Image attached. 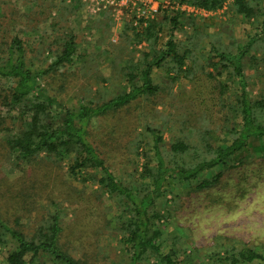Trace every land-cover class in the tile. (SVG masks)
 Listing matches in <instances>:
<instances>
[{
	"label": "trees",
	"instance_id": "trees-1",
	"mask_svg": "<svg viewBox=\"0 0 264 264\" xmlns=\"http://www.w3.org/2000/svg\"><path fill=\"white\" fill-rule=\"evenodd\" d=\"M24 1L29 3L25 4L28 6L27 22L22 26L25 29L36 32L40 24L47 22L46 17L53 10L59 13V20L58 24L50 26V34L42 32L38 36L34 49L40 55L34 57L31 53L35 52L27 41L11 34V28L7 27V8L0 6V162L25 164L32 170L50 167V170L51 166L58 168L66 159L69 162L67 172L73 179L92 184L96 187V200L106 196L117 208L112 220L104 221L101 228L119 237L123 252L115 264H199L189 262V255L184 253L175 237L164 252L162 227L156 223L163 218L161 209L170 202L166 199L167 194L172 198L176 196L173 190L176 182L185 184L184 189L191 185L196 191L212 189L219 184L223 173L233 169V163L250 148L264 152V93L258 99H251L244 75L245 59L256 43L264 40V31L261 36L250 37L234 52L211 45L214 56L199 63L194 59L200 39L198 31L193 32L184 47L174 39V32L182 30L191 17L159 8L153 19L126 22L118 42L112 44L119 52H127L132 43L143 45L135 59L134 54H130L124 65L117 66L116 61L111 64L115 77L124 81L125 87L100 103L81 97L73 104H66L48 93L43 83L47 78L63 75L59 72L61 69L75 66L85 57L87 60L83 64H89L91 56L78 54L77 36L68 27L66 16L75 11L74 5L65 4V0H51L49 7L44 9V0ZM174 1L178 6L216 11L226 0ZM232 10L245 20L260 17L264 26V8L259 10L258 0H232ZM39 57H46L49 61H40ZM207 67L216 74L207 72ZM160 69L170 84L181 78L191 81L201 73V76L213 80L217 88L211 86V89L217 90L218 95H212L210 101L214 107H221L223 116L212 119L211 111H201L200 107L190 111L182 120L179 135H171L167 148L162 132L148 127L151 150H141L142 141L136 142L144 163L138 179L126 184L110 171L105 158L90 141L89 128L99 119L134 105L139 107L142 100L159 95L163 88L154 82L153 73ZM221 71L226 79L238 82L234 96L235 109L242 118L238 127L228 116L233 107L222 100L226 87L220 79ZM98 80L105 82L109 79L98 75ZM202 95L198 98L200 102L204 101ZM228 121L230 124H226ZM196 122L202 124L197 127L193 124ZM221 132L229 137L226 143L216 142L214 135ZM215 169L221 170L211 178H201ZM47 173L39 174L32 187L21 184L16 196L13 195L15 185H8L0 177V199H5L10 207L19 204L23 210L29 209L46 186H43V178H47ZM96 210L94 205L84 210L90 218L88 226L93 229L92 233L96 231ZM107 210L109 215L110 208ZM5 214L10 215L9 209L3 212L0 206L2 264H99L95 254L93 259L78 257L79 245L71 239L74 232L67 231L58 212L41 220L32 232L18 228L16 219L15 227L11 226V218ZM237 242L217 236L213 248L207 250L209 263L202 264H264L262 249L253 244L240 243L239 246Z\"/></svg>",
	"mask_w": 264,
	"mask_h": 264
},
{
	"label": "rangeland",
	"instance_id": "rangeland-1",
	"mask_svg": "<svg viewBox=\"0 0 264 264\" xmlns=\"http://www.w3.org/2000/svg\"><path fill=\"white\" fill-rule=\"evenodd\" d=\"M50 1L44 0V9L49 7ZM65 2L67 5H74L75 8L72 15L66 18L68 27L77 36L78 54L91 56L89 64H83L85 59L87 60L85 57L75 66L61 69L59 72L63 75L44 80L43 85L47 92L66 104H73L81 97L86 101L100 103L125 87V82L115 77L116 72L111 64L116 61L117 66L124 65L130 54H134L135 59L143 45L132 43L128 46L127 53L114 50L112 44L118 42L119 34L126 22L133 20L135 23V20L140 18L153 19L159 8L166 9L167 12L185 13L191 17L182 30L174 32V39L184 47L193 32L198 31L200 39L194 52V59L199 63L214 56L211 45L234 52L235 48L243 46L250 37L261 36L264 31L260 17L245 20L235 14L232 10V0H226L216 11L178 6L174 0H65ZM25 4L29 3L24 0H0V6L7 8L5 10L9 17L7 27L11 28V34L27 41L35 52L31 53V56L37 57L40 54L35 51L34 45L39 41L38 36L42 32L51 33L50 26L58 24L59 13L56 10L51 11L46 17L47 22L40 24L39 29L33 32L30 28L22 27L23 23L27 22L25 15L28 13V6ZM258 8L259 10L264 8V0H258ZM162 38L165 39L164 33ZM39 60L47 61L48 58L39 57ZM245 60L247 90L251 99H258L264 93V40L256 43ZM207 72L216 74V71L208 67ZM98 75L109 80L101 82ZM201 75L203 74H198L191 81L181 78L170 84L163 70H154V82L163 88L159 95L150 100H142L139 107L134 105L122 109L90 126V141L100 151L115 176L126 184L138 179L144 163L139 152L151 150L152 138L147 132L148 127L162 132L164 146L167 148L171 135H179L182 120L190 111L200 107L201 111L206 109L211 111L212 119L222 118L221 107H214L213 101H210L212 95H218L217 90L211 89V86L217 88V84ZM220 79L226 87L222 100L233 107L228 116L238 127L242 121L235 109L234 100L238 82L226 79L223 71ZM202 93L204 101H201L204 103L198 100ZM197 123L193 124L197 127L202 124ZM214 136L217 143H226L229 138L222 132L215 133ZM140 140L143 148L138 151L136 142ZM68 163L64 159L58 168L51 166L50 170V167L32 170L25 164L0 162L2 174L0 177L4 178L8 185H15L16 190L13 194L15 196L21 190V184L26 188L32 187L39 174L48 172L47 178H43V186H46L29 209L23 210L19 204L10 207L3 198L0 199V206L3 212L9 209L10 215L5 216L11 218V226H14L16 219L18 228L31 232L39 226L41 220L58 212L61 223L67 226V231L74 232L71 239L79 245L78 257L92 258L95 254L99 264L118 263L123 252L119 237L101 229L104 221L112 220L117 208L106 196L100 201L96 200L94 198L96 187L92 184H83L73 179L67 172ZM233 164L234 168L224 172L219 184L212 189L196 191L194 185L186 189L185 184L176 182L173 185L176 196L172 198L171 194H167L166 199L170 202L161 209L163 218L156 223L162 227L164 252H167L169 243L175 237L183 247L184 253L189 255L190 263L194 261L199 264L209 263L207 250L213 248V240L217 236L239 241L238 245L253 244L264 252V152L250 148L248 153ZM220 170L209 171L201 178H211ZM201 178L198 179V183ZM92 205L97 208L94 214L95 233L89 228L90 218L84 211ZM107 207L110 208L109 215ZM2 263L3 255L0 253V264Z\"/></svg>",
	"mask_w": 264,
	"mask_h": 264
}]
</instances>
